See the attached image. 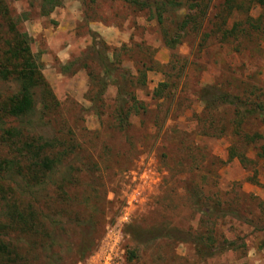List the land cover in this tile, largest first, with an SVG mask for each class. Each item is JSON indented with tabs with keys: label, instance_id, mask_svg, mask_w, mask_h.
<instances>
[{
	"label": "rangeland",
	"instance_id": "374dc122",
	"mask_svg": "<svg viewBox=\"0 0 264 264\" xmlns=\"http://www.w3.org/2000/svg\"><path fill=\"white\" fill-rule=\"evenodd\" d=\"M1 1L50 95L0 117V264H78L122 212L132 264H264V119L239 111H264V7ZM17 90L0 78V102Z\"/></svg>",
	"mask_w": 264,
	"mask_h": 264
},
{
	"label": "trees",
	"instance_id": "16d2710c",
	"mask_svg": "<svg viewBox=\"0 0 264 264\" xmlns=\"http://www.w3.org/2000/svg\"><path fill=\"white\" fill-rule=\"evenodd\" d=\"M129 4L143 7L148 3L147 1L140 2L139 0H128ZM230 0H224V5H227ZM254 2L264 7V0H254ZM199 5V0H185L183 7L187 10L196 9ZM163 4L156 6L157 11L155 17L158 22L161 21V12ZM227 8H230L229 6ZM9 19L6 6L0 0V21L1 24L7 27L6 30H1L0 24V78L1 80L7 81L8 79L13 81L18 90L15 94L10 95L0 102V117H23L31 112L33 107V90L38 89L44 97L50 95L47 84L40 73L38 64L35 61L34 56L29 50L30 39L25 33H19L15 28V25ZM195 19L190 16H184V18L178 23L176 29L179 31L185 30L187 27L193 26ZM261 33L264 34V28L260 29ZM176 32L172 37L167 38L165 44L168 47H172L177 43ZM206 97V95L202 96ZM224 97V96H222ZM43 102V98H40ZM222 102H228L226 98L221 99ZM242 115H257L264 119V111L261 107L256 106L252 108H241L239 109ZM124 122V118L122 119ZM6 133V132H5ZM8 134V132L6 133ZM9 135V134H8ZM252 141V140H250ZM41 147L33 146V144L22 145V148L18 152H23L24 155L29 156L30 163L25 166V169L31 171L34 177L36 173L49 171L52 167V161L46 157H41ZM23 156L22 153H19ZM259 156H264V145L259 148ZM12 165V161H9ZM15 166L10 167L12 169ZM2 170H0V173ZM36 174V175H35ZM17 209V210H16ZM10 209L9 214H14L18 221L23 222V217L28 214V210ZM21 222V223H22ZM24 223V222H23ZM8 251L4 250L5 257L8 255ZM130 257L132 253H129Z\"/></svg>",
	"mask_w": 264,
	"mask_h": 264
},
{
	"label": "built area",
	"instance_id": "2783aa9c",
	"mask_svg": "<svg viewBox=\"0 0 264 264\" xmlns=\"http://www.w3.org/2000/svg\"><path fill=\"white\" fill-rule=\"evenodd\" d=\"M129 214L122 212L112 223L106 225L95 249L78 264H132L127 257L125 226Z\"/></svg>",
	"mask_w": 264,
	"mask_h": 264
}]
</instances>
